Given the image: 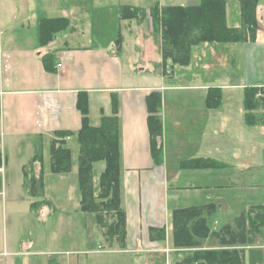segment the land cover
Listing matches in <instances>:
<instances>
[{"label":"crops","instance_id":"1","mask_svg":"<svg viewBox=\"0 0 264 264\" xmlns=\"http://www.w3.org/2000/svg\"><path fill=\"white\" fill-rule=\"evenodd\" d=\"M18 1V7H28L26 0ZM55 1H43L40 6L47 15L41 18L16 11L12 0L1 3L6 12L0 25V209L3 216L11 215L18 221L17 231L24 227L26 213H34L32 203L40 199L26 193L23 172L37 147H42L43 166H37L44 168L45 181L52 178L57 182L67 177L77 180L76 137L82 125L77 107L80 93L88 96L91 125L98 126L103 117L114 115L115 100L121 123L126 241L124 247H118L116 240H97L100 247L108 245L97 250L98 255L120 254L122 257L116 258L114 264H153V253L164 249L170 252L164 256L167 263L175 253L185 250L173 246L174 211L212 206L205 215L211 231L218 232L224 226L214 227L208 215L237 213L236 220L253 206L264 204V126L248 125L244 107L246 88H264V0L257 7L254 42L200 47L198 58L195 53L188 67L193 71L189 74L172 63H168L164 74L155 67L160 65L159 60L141 65L129 56L126 46L121 54L116 52V40L127 24L119 19L121 7L129 5L124 0H66V5ZM198 4L199 0H194L190 5ZM143 5L145 2L139 0V5L134 6ZM58 7L60 10L55 9ZM43 18L69 21V26L47 46H41L39 38ZM226 22L229 27L241 26L238 0H227ZM96 39L99 42L94 45ZM45 57H50V70L44 66ZM205 58L208 61L204 64ZM212 88L222 92L221 106L215 109L207 105ZM154 91L162 95L161 164L155 163L150 150L147 99ZM61 131L73 133L67 140L72 171L58 175L50 169V148L55 133ZM196 159L213 160L219 167L191 169L183 165ZM153 227L166 228L164 241L151 238ZM212 239L206 240L204 247ZM13 242L11 252L4 253L21 259L8 264H24L36 255L31 250L33 241L23 243L22 249L17 248L19 237ZM85 244L89 248L88 240ZM240 248L246 252V246ZM74 253L88 254L82 248ZM104 259L96 263L103 264ZM49 262L83 264L80 258L64 262L51 258Z\"/></svg>","mask_w":264,"mask_h":264},{"label":"trees","instance_id":"2","mask_svg":"<svg viewBox=\"0 0 264 264\" xmlns=\"http://www.w3.org/2000/svg\"><path fill=\"white\" fill-rule=\"evenodd\" d=\"M260 0H238L241 7V26L229 27L226 22L227 0H200L198 5L156 4L151 8L153 24L162 29L163 67L168 62L173 65L187 66L191 62V50L201 44H228L254 42L257 37V7ZM146 11L139 7L124 5L119 12L120 20L144 19ZM69 21L65 18H43L39 23L41 46H47L56 34L65 30ZM120 34L116 45H120ZM50 57L43 59L44 66L50 70ZM260 95V96H258ZM162 95L154 91L147 99L149 111L148 128L151 155L156 164L162 162L161 137L163 125L160 117ZM222 103L220 89L212 88L208 92L209 108H219ZM77 107L82 115L81 129L77 133L76 143L79 149V169L76 187L80 192L79 210L96 214L99 230L106 238L115 239L121 247L126 241V213L122 206L121 186V123L118 107L114 101V115L103 117L100 125L93 126L89 120V101L86 93H80ZM245 120L250 126H264V88L250 87L244 93ZM51 141L50 169L53 174H69L72 171V152L68 147L69 131L56 132ZM1 161V158H0ZM105 162L104 171L95 174L94 164ZM43 166L42 147L35 149L31 161L24 167V189L33 198L45 197L43 167L36 174V166ZM185 168L208 169L219 165L210 159H196L183 163ZM97 178V181H96ZM45 201L31 205L34 213L45 206ZM212 206H199L176 210L171 217L173 226V246L194 251L175 253V264H246L245 250L240 248L252 245L257 235L263 234L264 204L253 206L251 211H258V219L250 213L251 225L246 226L244 216H239L232 225H225L220 231L212 232L205 213L212 211ZM112 222H108V218ZM151 238L164 241L166 228H151ZM219 238L220 249L204 248L206 240Z\"/></svg>","mask_w":264,"mask_h":264},{"label":"rangeland","instance_id":"3","mask_svg":"<svg viewBox=\"0 0 264 264\" xmlns=\"http://www.w3.org/2000/svg\"><path fill=\"white\" fill-rule=\"evenodd\" d=\"M15 3L16 11L23 12L27 14V16L38 17L41 18L44 16L45 9L40 5L43 4L45 0H26L28 7L21 8L18 7L19 1L12 0ZM53 0H50V3ZM62 3L66 5V0H56V4ZM145 2V6L139 7L146 11L144 19H131V20H123L127 24L122 26L123 35L120 34L121 41L120 45H116V52L121 54L122 50L126 48L127 53L130 57H134L140 62V64L144 65L147 64L149 60H153L155 63L157 61H161L160 65H155L157 68H161L164 74H167L168 67L164 69L163 65V54H162V29L161 26H155L153 24L152 16H151V8H153L156 4L160 7L166 5H184L189 6L190 4L194 3V0H163V5H161L159 0H143ZM125 4L139 5V0H124L122 1ZM2 0H0V25L3 23L2 17L5 15L6 9L2 8ZM200 3V0H199ZM90 11H94L91 9ZM60 10V7L55 8ZM61 12V11H59ZM57 14L60 13H55ZM47 15V14H46ZM4 23V27H5ZM149 27H151L149 29ZM96 30V28H95ZM1 31V30H0ZM98 33V32H97ZM102 36V34H99ZM126 38V39H125ZM86 40H84L85 42ZM94 45L99 42L97 39L93 40ZM104 42V41H103ZM205 45H224V44H201L195 46L191 50V62L187 66L177 65L181 68H184V72L186 74L192 73L193 71L188 67H191L193 62L194 54L197 53V58L199 56V49L200 47H204ZM196 55V54H195ZM197 60L198 63H200ZM201 60V58H200ZM208 61V59H204V64ZM170 63V62H168ZM197 63V64H198ZM139 64V65H140ZM157 68V69H158ZM188 68V69H187ZM171 71V69H170ZM172 72V71H171ZM169 75V74H168ZM171 95V94H169ZM74 150V148H73ZM79 155L75 157L78 158ZM105 168V163L100 162L95 164V174L97 178L102 170ZM44 172V168H43ZM36 174H40L39 166H36ZM45 174V173H44ZM96 178V181H97ZM74 180L76 182V178H65L64 180L54 181V179H47L45 181L44 177V184L45 192L47 197L37 199L35 202L45 201V206L41 207L39 210V214L32 213L29 215L26 213V218L24 217L25 223L22 225L24 226L22 229L17 231L18 221L13 219L11 215L7 217L2 215V211L0 209V264H8V261L19 260L21 258L13 257L12 255L5 254V250L11 252V247L14 244L15 237H19V245L17 248L22 249L23 243H27L30 241L34 242V247L31 249L32 252L36 253V255L31 256V258L27 259L24 264H27L28 261L36 262L38 264H50V259H58L64 262L66 259L70 258H80L83 260V264H97L96 261L99 259H104L103 264H114V260L116 258H120V254L116 253H106V254H99L96 252L97 250L101 249L102 247L108 245H103L100 247L97 240H109L115 241V239L106 238L103 234L104 232L99 230L96 221V214L90 212H81L78 208L80 206V192L78 187H75ZM59 182V183H58ZM76 184V183H75ZM57 187V188H56ZM55 188V189H54ZM34 202V203H35ZM78 209V210H77ZM47 211V212H45ZM250 213L254 219H258V211H248L243 214L246 226L251 225L250 220ZM264 214V211L260 212ZM239 215L234 213V215L224 216L221 213H215L212 215H208V219L210 223L214 225V227L222 228L225 226L226 223L233 224V228L236 229L237 224L234 221L236 216ZM40 216V217H39ZM35 217V218H34ZM108 222H112V218L109 217ZM17 231V232H16ZM97 232V233H96ZM96 233V235H95ZM90 234V235H89ZM90 236V238H89ZM92 237H95L92 240ZM105 238V239H103ZM85 240H88V244L90 245L86 247ZM90 241V242H89ZM255 243L252 245H247L246 247V264H264V228L263 234L257 235L255 237ZM118 247L120 244L116 242ZM219 238H214L210 240L204 248L201 249H213V248H222L220 247ZM84 249L87 251L88 254H80L77 253L72 254L73 251L77 249ZM196 249H185L184 252L194 251ZM41 253H38L40 252ZM95 251V252H94ZM70 252V253H69ZM93 252V253H92ZM170 252L167 250H160L158 252L153 253V264H175L174 256L169 258V261L164 263V256ZM72 254V255H71ZM20 261V260H19ZM90 261V263H89ZM103 261V260H101ZM88 262V263H87ZM22 263V262H21ZM64 264V263H63ZM100 264V262H99Z\"/></svg>","mask_w":264,"mask_h":264},{"label":"built area","instance_id":"4","mask_svg":"<svg viewBox=\"0 0 264 264\" xmlns=\"http://www.w3.org/2000/svg\"><path fill=\"white\" fill-rule=\"evenodd\" d=\"M59 66H60V65H59ZM258 96H260V95H258ZM69 139H70V137H67V138H66V140H69Z\"/></svg>","mask_w":264,"mask_h":264}]
</instances>
